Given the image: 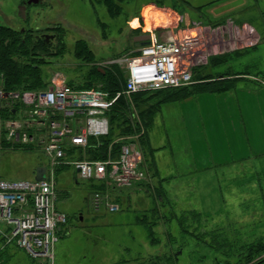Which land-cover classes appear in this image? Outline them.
Masks as SVG:
<instances>
[{"label": "rangeland", "instance_id": "374dc122", "mask_svg": "<svg viewBox=\"0 0 264 264\" xmlns=\"http://www.w3.org/2000/svg\"><path fill=\"white\" fill-rule=\"evenodd\" d=\"M28 1L0 0V26L57 34L53 44L57 51L61 48L60 53L51 55L52 48L37 53L43 57L41 68L49 82L56 76L66 83H80L94 67L117 64L124 71L115 60L138 48L134 38L143 26L159 22L163 26L151 31L201 27L204 42L193 54L204 63L198 76L236 78L235 87L221 92V97L210 92L187 105L174 104L173 111L163 110L169 102L156 106L150 115L146 111L149 125L158 115L150 129L157 146L145 139L141 143L152 179L122 191L121 210H95L89 197L99 191L97 184L81 179L73 166L61 167L56 174L57 204L68 222L55 245V264H226L222 252L232 239L242 243L264 236L263 143L259 139L254 153L234 158L232 131L235 108L236 119L242 124L248 121L241 103L252 110L264 109V0ZM23 5L26 18L20 15ZM244 23L255 26L261 35L253 45H247L249 36L238 32ZM79 44L92 51L91 61L78 55ZM217 56L223 62L211 61ZM219 119L220 129H213L211 125ZM2 137L0 133V179H33L37 167L48 164L41 149L8 148ZM159 152L160 165L154 159ZM116 194L112 192L115 199ZM190 210L200 213L199 223L190 226L189 232L181 231L174 216ZM156 211L166 217L158 219L150 233ZM0 264L39 262L15 243L0 240Z\"/></svg>", "mask_w": 264, "mask_h": 264}, {"label": "built area", "instance_id": "2783aa9c", "mask_svg": "<svg viewBox=\"0 0 264 264\" xmlns=\"http://www.w3.org/2000/svg\"><path fill=\"white\" fill-rule=\"evenodd\" d=\"M159 32L151 31L150 44L115 60L125 68L126 77L125 87L117 92L101 86L79 88L56 76L47 88L37 90H7L0 83L2 140L8 148L41 149L48 159L43 180L0 179V240L4 244L15 243L39 264H55V245L68 222L57 204L56 174L62 166H73L81 179L104 185L105 190L89 197L95 210H121L117 196L122 191L151 181L140 144L146 126L134 95L190 85L195 68L203 64L193 57L204 42L200 34ZM123 97L134 132L114 139L104 157H93L90 149L101 144L91 139L110 135L109 112ZM115 142L122 143L117 156L112 149Z\"/></svg>", "mask_w": 264, "mask_h": 264}, {"label": "trees", "instance_id": "16d2710c", "mask_svg": "<svg viewBox=\"0 0 264 264\" xmlns=\"http://www.w3.org/2000/svg\"><path fill=\"white\" fill-rule=\"evenodd\" d=\"M183 1L188 3L189 0ZM40 36L42 35L35 34L30 29L17 30L9 26H0V83L3 82L7 90H37L48 87L49 81H47L41 68L43 57L37 53L38 51L48 52V49L52 48L50 54L56 55L60 53L61 48L58 51L56 47L53 49V44L48 45ZM78 55L88 61L93 59L92 51L85 44H79ZM211 61L218 64L223 62V59L217 56V58H212ZM201 67L195 68L194 82L190 85L154 92L143 91L136 93L134 99L139 109H141L140 112L145 123L146 111L148 115L152 114L155 107L159 104L181 100L203 92L221 93L235 87L236 78L221 75L214 77L211 74L198 76V68ZM125 83V73L117 64L108 68L94 67L83 82H69V84L79 88L101 86L103 89L113 92L122 90L125 87ZM157 97L158 100L156 99ZM3 114L6 115L5 112ZM109 116L111 121L110 135L101 137L100 139H91L92 143L100 142L101 144L98 148L90 149L89 152L93 157H104L110 143L114 139L134 132L128 116V105L124 97L110 110ZM116 130L118 131V135L114 137ZM3 142L5 143V147H9L6 141L3 140ZM121 144L120 142L113 143L114 156L118 155ZM30 149L24 148V150ZM96 184L95 189L105 190L103 184H99L100 186L98 183ZM120 200V196H117V201ZM189 212L193 216V221L189 220ZM189 212H187L188 214L183 212L181 215L176 214L174 216L178 221L181 231L189 232L191 231L190 226L199 223L200 213H197L196 210H190ZM159 213L156 211L157 220L152 221V224H150V233H153V226L158 224V219L166 217L162 212L161 214ZM234 242L235 240L232 239L230 247L222 252L227 259L226 264H264V236L242 243ZM222 244H225V242ZM154 264L159 263L155 262Z\"/></svg>", "mask_w": 264, "mask_h": 264}, {"label": "crops", "instance_id": "0c3cea01", "mask_svg": "<svg viewBox=\"0 0 264 264\" xmlns=\"http://www.w3.org/2000/svg\"><path fill=\"white\" fill-rule=\"evenodd\" d=\"M161 10H165V9H161ZM174 16H176L175 18H177V15H174ZM179 18H180V16H179ZM142 20H143V17H142ZM174 21H175V19H174ZM172 23H175V22H170L169 24L171 25ZM138 27H140V26H138ZM141 27H142V25H141ZM154 27L157 28L158 27V24H155L154 23L151 26H147L146 25V29L143 26V29L141 30V32L139 34L149 33ZM200 29H201V27H195L194 26V27H187V28L183 29L182 31H179L178 30V32H179V35H186V34L187 35H190V34H193V33L194 34H199V31L200 32L202 31ZM161 30H158V32L160 31L159 34H161L163 31H169V32H171V30H173V29L172 28H164V29H161ZM238 32L243 37L244 36H249L250 37L251 41L247 45H250V44L253 45L254 43H256L258 41V39L261 38V35H260V33L257 32L255 26L250 25V24L244 23L243 25L238 26ZM137 45L140 46L142 44L138 42ZM221 51H219V52H221ZM203 64L200 65V66H203ZM208 93H210V92L198 93V94H195V95L186 97V98L181 99V100H177V101H172V102H169V103H165V105L162 106L163 107V110L164 109H168L169 111H173L172 109H175L174 106H173L174 104L175 105H187L193 99H200L202 96H209L210 94H208ZM223 94L224 93L218 94L217 97L218 96L221 97ZM156 99H158V97ZM243 107H245V109ZM237 110L238 109L235 108V112H234V122H233V127H232L233 136H234V156L233 157L234 158H237V159H241V158H243L246 155V153L248 151H250L252 153H254V151H256V144H257V142H258L259 139H260L259 142L263 143L262 146H261V148H260V150L261 149L264 150V116H263L264 109H262V107L256 106L252 110V107L250 105H247L246 104V106H244L241 103L240 104V110L242 112L244 110L246 112L247 116H248V119H247L248 121L247 122L243 121V124L236 119L238 117V111ZM140 114H141V112H140ZM259 116H260V118L258 119ZM157 118H158V115L155 116V120H153V123H154V121L156 122V119ZM142 119H143V117H142ZM143 121H144V119H143ZM219 121L221 122V119L215 121L211 125L213 129H215V128H219L220 129V126L217 127V122L220 123ZM153 123L149 125V123H147V122L145 123V121H144V124L146 126V134L141 138L140 144L142 143V140L145 139V141H148V142L150 140V143L152 145H156L154 143V138L152 137V133H150V129H151ZM183 128H184V130H183ZM259 128H260V132L258 130ZM185 129H186L185 126L182 127L180 129V132L182 134L185 133L186 132ZM225 132H227V131H225ZM158 147H161V146H158ZM159 151H160V149H159ZM143 153H144L145 161L147 162V159L145 157V151L144 150H143ZM160 153L161 152H159V154L157 156H155V157L153 156L154 159L156 158L155 160H156V163L158 165H160V159L159 158H162V156H161ZM212 156H213V159H215L216 161H218L217 156L214 153L212 154ZM219 157L225 160V157L226 156L224 154H222V153L220 154V150H219ZM168 160H170V159H168ZM147 165H148V163H147ZM148 167H149V165H148ZM91 184H96V183L93 182V181H91Z\"/></svg>", "mask_w": 264, "mask_h": 264}, {"label": "water", "instance_id": "95a60500", "mask_svg": "<svg viewBox=\"0 0 264 264\" xmlns=\"http://www.w3.org/2000/svg\"><path fill=\"white\" fill-rule=\"evenodd\" d=\"M43 0H29L28 3H39V2H42ZM25 8L26 6H21L20 7V15L23 17V18H26V14H25ZM47 38L49 37H52V35H46ZM134 40L136 42H139L141 43L142 45H147V44H150L151 42V33H145V34H139L138 36H136L134 38ZM45 175H46V166L44 165H41V166H38L37 169H36V175H35V178L37 180H43L45 179Z\"/></svg>", "mask_w": 264, "mask_h": 264}, {"label": "flooded vegetation", "instance_id": "af4514ba", "mask_svg": "<svg viewBox=\"0 0 264 264\" xmlns=\"http://www.w3.org/2000/svg\"><path fill=\"white\" fill-rule=\"evenodd\" d=\"M23 30V29H22ZM50 35H52V37H49V38H47L46 37V33L44 34H41L42 36H40V37H42V39L48 44V45H51V44H53L54 43V40L57 38V34H55V33H49ZM52 46H54V44L52 45ZM55 48V46L53 47V49Z\"/></svg>", "mask_w": 264, "mask_h": 264}, {"label": "bare ground", "instance_id": "6f19581e", "mask_svg": "<svg viewBox=\"0 0 264 264\" xmlns=\"http://www.w3.org/2000/svg\"><path fill=\"white\" fill-rule=\"evenodd\" d=\"M161 25L160 23H158V26ZM60 79V77H58Z\"/></svg>", "mask_w": 264, "mask_h": 264}]
</instances>
